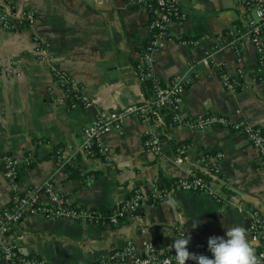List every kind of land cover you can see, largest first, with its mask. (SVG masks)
<instances>
[{"label":"crops","instance_id":"obj_1","mask_svg":"<svg viewBox=\"0 0 264 264\" xmlns=\"http://www.w3.org/2000/svg\"><path fill=\"white\" fill-rule=\"evenodd\" d=\"M179 2L186 20L174 24L173 33L199 39V43L166 44L155 65L163 82L183 73L188 62L198 60L208 47L226 45L228 32L242 31L250 16L239 0ZM13 3L21 10L35 11L36 18L33 29L9 31L0 27V55L12 61L20 72L18 76L0 73V154L34 160L30 166L20 168L13 184L6 178V169L0 166L2 205L15 191L41 184L54 170L52 149L57 146L68 151L75 149L81 143L83 127L92 122L96 111L116 110L120 105L145 103L151 98L135 75L138 56L151 34L149 15L144 10L127 4L126 0H14ZM34 32L49 43L57 65L83 84L87 96L98 99L96 104L87 109L54 104L53 98L60 91L46 62L35 54ZM242 46V87L230 91L213 69L198 66V78L183 94L180 117L215 113L235 122L253 120L264 129V84L254 81L256 52L245 39ZM217 59L234 73L236 62L231 48H222ZM146 128L147 124L138 117L127 116L122 133L111 131L105 136L111 145L110 160L81 164L76 168L79 176H72L70 170L58 179L57 189L74 204L108 210L134 189L151 190L160 171L169 178L187 176L195 165L209 167L216 161L214 155L221 152L224 157L218 164L225 189H220V193L228 202L219 204L205 194L175 191L174 205H168V199L149 203L140 212L108 226L30 214L14 228L16 235H23L18 242L20 249L52 263H82L106 256L124 245L126 239H132L139 248L143 240L174 241L180 238L177 227L195 236L224 237L228 227L240 225L251 241L246 219L236 203L255 208L264 223V164L259 151L243 135L216 124L204 129L176 124L170 128L169 141L190 146L182 163L177 164L175 147L169 142L163 145L168 151L160 156L143 147ZM86 175H92L93 182Z\"/></svg>","mask_w":264,"mask_h":264},{"label":"built area","instance_id":"obj_2","mask_svg":"<svg viewBox=\"0 0 264 264\" xmlns=\"http://www.w3.org/2000/svg\"><path fill=\"white\" fill-rule=\"evenodd\" d=\"M14 0H0V27L4 30L32 28L35 23V11L21 10ZM126 3L144 10L149 15L150 40L144 46L135 64L136 79L140 84L148 81L151 85V98L145 103H131L120 105L116 110H98L94 113L90 124L82 129L81 143L73 150L57 146L52 149L50 158L54 162V170L39 185L28 186L24 190L12 193L10 200L1 204L0 200V262L4 264H176L175 250L171 247L174 241L158 243L153 240H143L141 247H137L132 239H126L124 245L114 249L106 256L82 263H52L37 255L25 253L18 246L23 235L14 233L15 226L30 214H42L52 218L70 219L79 223L97 226L116 225L124 217L130 216L143 209L146 204H153L167 200L175 191H188L205 194L216 203L228 202V198L220 193L224 190V180L218 161L224 157L218 152L214 155L215 162L209 167L195 165L187 176H178L168 187H157L156 184L148 192L134 189L123 201L118 202L108 210H99L74 204L68 195L57 189L59 178L64 177L72 168L91 161L110 160L111 145L105 136L111 131L122 133V124L129 115L138 117L147 124L144 131L143 147L155 156L162 154L161 149L170 140V128L176 124L185 125L192 129H204L212 125H219L225 129L243 135L248 142L259 151L264 164V129L253 120L231 121L228 117L215 113L200 114L192 118H182L179 115L183 94L198 78L196 67L202 66L213 69L222 85L235 91L242 87L241 79L244 74L242 39L249 41L256 52V66L254 81L264 84V0H239L241 7L250 16L246 19L245 28L241 31H229L226 45H213L205 49L198 60L189 61L183 73L174 75L168 82H163L156 74L158 53L170 41L194 46L199 39L178 36L172 27L176 23L186 20V13L180 6L179 0H126ZM34 51L38 59L46 62L53 75L55 87L60 91L53 98L59 106L71 108H90L98 101L84 93V86L66 70L60 68L54 56L49 51V43L38 33L32 35ZM228 46L233 50L236 62L234 73L226 69L225 63L217 59V53ZM0 73L6 76H18L20 72L12 61L0 55ZM210 76V75H208ZM164 110L170 113V123L166 124ZM190 146L186 143L177 144L174 148L175 162L182 163ZM33 157L18 159L8 154H0V166L6 169V178L13 184L20 168L30 166ZM89 182H93L92 175H86ZM225 195H228L227 193ZM241 211L243 203H236ZM254 220L248 226L251 241L254 244L260 264H264V236L260 234ZM178 236H190L188 251L203 254L212 258L208 250L209 237L195 236L182 227H177ZM185 264H196L189 260Z\"/></svg>","mask_w":264,"mask_h":264},{"label":"clouds","instance_id":"obj_3","mask_svg":"<svg viewBox=\"0 0 264 264\" xmlns=\"http://www.w3.org/2000/svg\"><path fill=\"white\" fill-rule=\"evenodd\" d=\"M166 203L174 205L175 200L169 196ZM196 226L197 224L194 223L193 227ZM190 239L191 237H186L184 233L181 238L174 239L171 247L175 250L176 264H185L189 260L196 261V264H260L254 244L249 240L247 230L243 226L228 227L224 237H209L207 245L212 258L189 252L187 246Z\"/></svg>","mask_w":264,"mask_h":264},{"label":"trees","instance_id":"obj_4","mask_svg":"<svg viewBox=\"0 0 264 264\" xmlns=\"http://www.w3.org/2000/svg\"><path fill=\"white\" fill-rule=\"evenodd\" d=\"M143 91L145 94H151V85L148 81L143 83ZM163 112H164L165 122H166V124H169L171 122L170 121V113L166 110H164ZM169 145L174 148L176 146V143L174 144L173 141H169ZM72 170H73L72 176H79L80 175L79 171H77L75 167L72 168ZM174 179L175 178L167 177L162 171H160L157 175V178H156V186L157 187H168V186H170V184L172 183V181ZM227 193H228V191H227ZM141 210H139L138 212H140Z\"/></svg>","mask_w":264,"mask_h":264},{"label":"water","instance_id":"obj_5","mask_svg":"<svg viewBox=\"0 0 264 264\" xmlns=\"http://www.w3.org/2000/svg\"><path fill=\"white\" fill-rule=\"evenodd\" d=\"M212 112H214V110L211 109ZM168 151V147L167 146H163L161 149V152H167ZM170 152V151H169ZM172 154V153H170ZM258 211L255 208H251L250 205L247 204H243V209L241 214L243 215V217L246 219V224L249 226L251 224V222L254 220V215L256 214V219L258 220L255 224L258 227L260 234L262 236H264V223H263V219L261 217V215L259 213H257Z\"/></svg>","mask_w":264,"mask_h":264}]
</instances>
